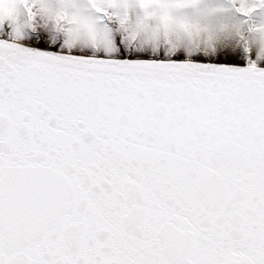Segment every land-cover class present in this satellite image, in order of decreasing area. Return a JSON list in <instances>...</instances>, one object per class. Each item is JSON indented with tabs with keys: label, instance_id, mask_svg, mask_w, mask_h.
<instances>
[{
	"label": "snow or ice",
	"instance_id": "1",
	"mask_svg": "<svg viewBox=\"0 0 264 264\" xmlns=\"http://www.w3.org/2000/svg\"><path fill=\"white\" fill-rule=\"evenodd\" d=\"M0 264H264V0H0Z\"/></svg>",
	"mask_w": 264,
	"mask_h": 264
}]
</instances>
